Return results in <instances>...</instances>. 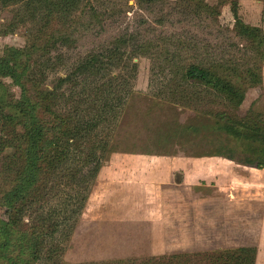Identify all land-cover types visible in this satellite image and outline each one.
Masks as SVG:
<instances>
[{
  "label": "rangeland",
  "instance_id": "1",
  "mask_svg": "<svg viewBox=\"0 0 264 264\" xmlns=\"http://www.w3.org/2000/svg\"><path fill=\"white\" fill-rule=\"evenodd\" d=\"M52 1L60 4L58 0ZM25 10L21 4H4L0 0V58L9 47L22 49L34 43L37 52L33 54L39 58V69L46 73V87H51L54 79L66 75L71 65L74 66L87 52L108 46L116 39L127 38L125 51L136 48L139 54L137 58L131 57L132 63L137 65L136 72H130L128 76L133 84V93L111 142L104 162L105 169L95 184L97 186L92 189L95 195L83 211L80 224L67 250L65 248L63 260L82 264L85 261L156 253L158 249L150 247L154 241L157 244L158 237L148 236V233L159 230L146 226L152 217L146 218L138 198L122 186L142 185L133 182L148 178V184L144 186H148V193L153 192L149 186L153 183L155 187L160 185L158 178L152 180L150 176L160 170L154 156H197L225 147L237 161H244L239 141L229 140L226 131L223 132L225 122L214 116L218 112L234 110L230 108L228 111L227 103L214 101L206 95L205 87L189 86L182 73L183 67L189 64L224 75L253 72L258 82L257 77L251 76V86L246 84L243 102L235 115L242 118L249 110L264 112V0H157L154 4H144L141 0H80L73 13L65 14V17L60 11V14H55L50 28L42 21L44 11L37 10L36 17L26 14V18ZM236 18L244 25L257 29V38L249 39L236 32ZM42 34L44 42L37 44L35 36ZM260 38L262 47L258 43ZM45 41L55 42L51 57H56L58 53L64 56L63 62L49 70L43 68L44 60H41L48 46ZM257 49H262L260 55ZM127 72L129 69L123 68L114 71L116 74ZM174 88L178 90L175 94L172 93ZM185 90L184 95H190V99L181 96V91ZM161 91H168L167 97L170 95L172 103L156 96ZM193 92L201 94L192 98L189 93ZM19 96V89L10 79H0V104ZM6 113L13 114L10 111ZM4 127L0 115V138L6 134ZM13 129L17 131L16 127ZM13 129H7L10 135L7 138L12 140L6 144L9 148L0 147V187L6 186L10 180L1 172L5 156L13 153L18 156L21 149V141L11 134ZM248 146L257 147L253 143H248ZM137 155H149L150 160L142 168L133 167L130 164L135 161L130 157ZM237 161H232L230 165L236 167L238 173L232 174L233 170L230 171L226 164L225 168L232 176L226 174V169L216 171L212 174L216 184L200 188L198 196L201 204L198 207L185 203L174 208L177 213L175 216L173 211L171 219L186 216L182 223L191 224L192 218L188 214L196 210L194 215L198 218L193 216V220H199L200 224L198 222L193 228L186 229L188 227L180 222L171 221L176 229H166L165 251L173 253L217 245L232 248L253 241L258 244L260 239L258 262L264 264V172L242 168ZM130 166L132 169L125 172L122 169ZM216 175L221 178H216ZM207 188L214 197L211 201L205 197ZM121 189L126 197L121 196ZM216 213V220L210 222L199 218ZM7 217L6 209L0 207V220H7ZM153 219L159 220V227L160 219ZM213 223L223 229V235H219L217 229L212 234ZM65 244L63 240L62 250ZM94 244L98 246L93 247ZM49 245L50 240L45 244L43 258L47 259L45 250ZM14 255L8 254V257ZM59 260L57 256L51 261ZM205 263L199 258L191 264Z\"/></svg>",
  "mask_w": 264,
  "mask_h": 264
},
{
  "label": "trees",
  "instance_id": "2",
  "mask_svg": "<svg viewBox=\"0 0 264 264\" xmlns=\"http://www.w3.org/2000/svg\"><path fill=\"white\" fill-rule=\"evenodd\" d=\"M58 1L60 4L52 0H1L4 4L23 5L26 18L36 17L37 10L44 11L42 21L48 27L55 14L61 12L65 17V14L73 13L80 2ZM156 1L141 0L144 4ZM234 26L236 32L249 39L257 38L259 33L238 18ZM43 35L35 36L37 44L44 42ZM126 40L116 39L108 46L87 52L74 66L71 65L66 75L54 79L51 87L44 86L47 76L44 70L39 69V58L33 54L37 52L34 43L22 49L9 47L0 58V79H10L20 91L18 99L0 104L6 133L0 138V147L9 148L6 144L12 142L7 138L10 136L9 128L16 127L17 131L13 129L11 134L21 141L19 155H6L1 169L10 180L6 186L0 187V207L5 208L8 214L7 220H0V264H69L63 260L66 247L133 93V84L128 76L137 69L131 57L137 58L139 54L136 48L125 51ZM45 42L48 46L41 60H44L43 68L49 70L63 62L64 56L58 53L51 57L55 42ZM258 43L262 47L261 38ZM262 49L256 50L259 55ZM119 68L129 69V72L114 73ZM28 70L32 72L28 73ZM227 75L197 64L184 66L182 73L189 86L205 87L206 95L214 101L227 103L228 111L230 108L234 110L213 114L225 122L223 132L226 131L227 138L239 141L240 152L245 159L237 161L225 147L220 151L196 154V157H222L263 170L264 112L249 110L242 118L235 115L243 102L246 84L250 87L251 76H257L253 72ZM177 91L174 88L172 93ZM166 92L161 91L156 96L172 103ZM186 92L181 91V96L190 99V95H184ZM189 94L198 98L201 92ZM248 143L257 147L251 148ZM48 240L46 259L42 255ZM63 240L67 244L63 247L65 251L61 247ZM256 252L255 247H241L82 264H191L199 258L206 261L205 264H255ZM12 253L15 255L8 257ZM57 256L59 261H51Z\"/></svg>",
  "mask_w": 264,
  "mask_h": 264
},
{
  "label": "crops",
  "instance_id": "3",
  "mask_svg": "<svg viewBox=\"0 0 264 264\" xmlns=\"http://www.w3.org/2000/svg\"><path fill=\"white\" fill-rule=\"evenodd\" d=\"M130 158H131V160L135 161V162L131 163L130 165H132L133 167H140V168H142L143 165H145L147 163V160L148 161L150 160L149 155H137V156L130 157ZM152 158L153 157L151 156V160H152ZM154 158H155L154 160H156L158 162V166L160 167V170L155 171L152 174H150L149 171H147V173L150 174V176L152 177V180H154V178H158L160 181V185L155 187V184L152 182L153 184L150 185L149 187L151 190H153V192L149 191L150 193H148L147 192L148 190L146 189V187H148V186H144L145 184H148V182L146 181V180H148V178H146V180H141V181H140V179H138V181L133 182L134 184H139V183L142 184L143 183L142 185H123L122 187L126 192H129V193L133 194L136 198H138L137 201H139V206L141 207V209L143 208L142 212L146 215V218L152 217L151 221H149L151 223V225H149L150 224L149 223L146 226L150 229H158L159 230L157 233H150V232L148 233V236L158 237L157 244L154 241V243L152 244L153 246L150 247L153 249H158V251L156 253L153 252V253H148V254H144L141 256L136 255L133 257L132 256L116 257V258H112V259L111 258L110 259H103V260H99V261L115 260V259H128V258H141V257H150V256H156V255H162V254H172L170 252L165 251V246H164L166 244L165 240H167V237H168L166 229L167 228H169V230H170V228L176 229V226H174L173 224L170 223L171 221L180 222L181 224H183L182 221H184V218L186 219V216L183 219L181 217L176 218V219H171L172 212L174 211L175 216L177 213L174 208L176 206H181V205L183 206L185 203L186 204H188V203L195 204V206L198 207V205L201 204V201H200L199 196H198V193L201 190L200 188H205L206 184L207 185H215L217 181L215 179V175H212V174L214 172L222 170V169L225 170L226 164H227V167L230 168V171L233 170L232 174L238 173V169L236 167L232 168V166L230 165V164H232V161L227 160V159L222 158V157H215V156L214 157H207V156H204V157H196V156H161V157H158V156H154ZM157 159H159V160H157ZM106 160H107V157H106L105 161ZM240 167H242V168L244 167L245 169L255 171V172H262V173L264 172V169L258 170V169H254V168H250V167H245L242 165ZM103 169H105V163H103V165H102V167H101V169L97 175V178L94 182L93 187L95 186V184H97V181L99 180V177L101 176ZM122 169L125 172L127 169H132V167L130 166V167L122 168ZM226 170H227L226 174L228 176H230L231 174H230L229 170L228 169H226ZM118 174H120V172ZM216 178H221V176L216 175ZM93 187H92V189H93ZM92 189H91L90 195L88 197L87 203H88L89 199L92 198L93 194L95 195V193H94V191H92ZM123 189H121L122 190L121 196L126 197L127 194L125 193V191H123ZM205 191L208 193L205 197L209 201L213 200L214 197H212L210 195L211 191L209 190V188L205 189ZM201 199H203V198H201ZM87 203H86V205H87ZM86 205H85V207H86ZM168 206L170 209H168ZM195 211L196 210H193V212H192L193 214L192 213L188 214L192 218L190 221H192L193 223H191V224L185 223V225L183 224L185 227H188L186 229L193 228L194 225H197V223L199 222V220H196V222L193 220V216H195L194 215ZM82 215H83V212H82ZM82 215H81V217H82ZM217 215H218V213H216L214 215H210V216H203V217L201 216L199 218H202L203 220L210 222L211 220H216L215 218ZM81 217L78 221V224H77L73 234L76 232V230L80 224ZM156 217L159 218L161 221L159 227H158L159 220L153 219ZM182 217H183V215H182ZM195 218H198V217L195 216ZM199 224H200V222H199ZM212 229H213L212 234H214L216 229L218 230L219 235H223V233H224L223 229H221V227H219L215 223H213ZM110 232L112 233L113 231H110ZM73 234H72V237H73ZM124 235H127L126 231H124ZM72 237H71V239H72ZM113 238L114 237H112V240H113ZM71 239H70V242H71ZM127 240H129V239L127 238ZM259 243H260V239H259ZM259 243L257 244V241H253V242L246 244L244 246H237V247L233 246L232 248L222 246V245H217L215 247H208V248H202V249H192V250H183V251H178V252H173V253H185V252L194 253V252H206V251L223 250V249H236V248H241V247H255L257 250L255 264H260L258 262V256H259L258 246H259ZM97 246L98 245H96V244L93 245V247H97ZM150 248L148 250L151 251ZM92 254H93V251H92ZM97 261H85V262H97ZM69 264H72V263H69Z\"/></svg>",
  "mask_w": 264,
  "mask_h": 264
}]
</instances>
